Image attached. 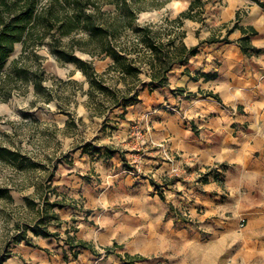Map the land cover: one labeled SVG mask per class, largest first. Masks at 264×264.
<instances>
[{
    "label": "crops",
    "instance_id": "1",
    "mask_svg": "<svg viewBox=\"0 0 264 264\" xmlns=\"http://www.w3.org/2000/svg\"><path fill=\"white\" fill-rule=\"evenodd\" d=\"M149 1L141 20L176 18L193 0ZM236 22L256 30L250 43L259 51L242 49L240 27L228 34ZM179 30L197 53L153 90L143 74L137 101L107 144L83 143L59 163L54 199L65 205L50 229L60 237L30 232L35 246L13 244L4 264H183L190 249L207 244L193 242L199 233L180 217L185 204L212 217L217 256L227 247L253 249L251 234L264 250V6L206 0L202 19L187 18ZM225 36L230 41H210ZM173 166L188 173L173 174ZM68 233L92 248L74 256Z\"/></svg>",
    "mask_w": 264,
    "mask_h": 264
},
{
    "label": "trees",
    "instance_id": "2",
    "mask_svg": "<svg viewBox=\"0 0 264 264\" xmlns=\"http://www.w3.org/2000/svg\"><path fill=\"white\" fill-rule=\"evenodd\" d=\"M264 6L261 0H254ZM149 0H0V103L7 102L17 90L34 85L37 95L46 102L62 99L59 89L48 86L50 78L43 65V56L38 50L47 46L61 62H73L83 72L89 83L87 90L79 80H69L87 95L86 106L90 111L108 121V112L121 107L120 117H125L128 108L134 104L144 84L143 74L151 78V90L167 83L168 73L176 63H183L198 51V46L188 47L184 42L186 32L179 30L185 19H202L206 0H193L189 8L178 17H166V22L157 25L141 23L139 13L146 10ZM238 14V19H239ZM240 27L245 34L241 46L245 52L259 51L250 43L254 28H245L238 22L228 29ZM210 41H230L210 38ZM17 44H22V53L11 60ZM82 51L92 59L80 57ZM111 57L112 63L106 71L99 72L94 58ZM110 76V77H108ZM63 80H60V84ZM183 91V89H180ZM76 93V90L75 92ZM207 96L220 100L212 91ZM60 111L69 115L68 125H77L72 112L58 103ZM81 119V118H80ZM99 150L98 146H93ZM0 163L19 170L44 167L26 153L0 144ZM56 194V192H55ZM28 205L37 209L38 217L29 223L19 224L18 230L0 253V264L12 256L8 250L11 244L26 241L35 246L29 233L57 236L52 231L53 222L61 224L55 208L65 204L58 199L51 200L44 194L40 204L26 196ZM0 200L14 201L11 189L0 186ZM67 242L77 256L79 248H92V244L68 233Z\"/></svg>",
    "mask_w": 264,
    "mask_h": 264
},
{
    "label": "rangeland",
    "instance_id": "3",
    "mask_svg": "<svg viewBox=\"0 0 264 264\" xmlns=\"http://www.w3.org/2000/svg\"><path fill=\"white\" fill-rule=\"evenodd\" d=\"M148 3L152 4L151 1ZM168 16L170 15H164L156 21L149 16L148 19L141 20L139 17L138 20H141V23L161 25L166 22L165 18ZM22 48V44H17L11 60L22 53ZM38 52L43 56L44 68L50 75L45 84L58 88L63 98L46 102L36 94L34 85L30 84L24 90H17L7 102L0 103V144L19 149L35 162L44 164V167L19 170L0 163V186L9 187L14 196L13 202L0 200V253L18 230L19 224L33 222L38 217L37 209L28 205L26 196L39 204L45 193L51 200H55L57 190L54 179L59 163L74 157L79 145L83 143L91 145L92 150L96 144H107L105 140L115 130L117 118L122 112L121 107L109 111L108 121L105 123L103 117L86 106L87 95L69 81L79 80L85 90L89 87L86 76L76 64L61 62L47 46L40 48ZM76 53L82 58L92 59L88 53L79 50ZM110 60L111 57L94 58L97 70L101 73L106 71ZM60 80H63L61 84ZM58 103L72 112L77 125H68L69 115L60 111ZM179 213L182 220L194 226V231L199 233L196 238H192L193 242L207 243L204 248L200 246L190 249L189 258L183 264H264V250L261 251L258 235L251 234L254 239L249 245L253 249L247 251L250 259L248 262H244L247 252L243 247L230 250L227 247L223 255L217 256L212 245V217L204 216L200 209L192 214L190 204H185L184 213ZM242 223H246V220ZM12 247L13 244L8 250ZM233 260L235 262L232 263Z\"/></svg>",
    "mask_w": 264,
    "mask_h": 264
},
{
    "label": "built area",
    "instance_id": "4",
    "mask_svg": "<svg viewBox=\"0 0 264 264\" xmlns=\"http://www.w3.org/2000/svg\"><path fill=\"white\" fill-rule=\"evenodd\" d=\"M142 139L144 138V133L141 132V130H139V133H137ZM171 158V157H170ZM218 172L222 171V169L219 167ZM171 173L173 174H180V175H186L188 173V169L186 168V166H173L171 168ZM56 195V194H55Z\"/></svg>",
    "mask_w": 264,
    "mask_h": 264
}]
</instances>
